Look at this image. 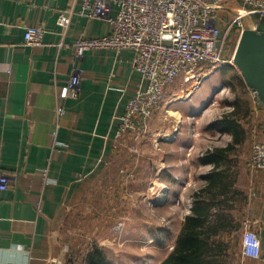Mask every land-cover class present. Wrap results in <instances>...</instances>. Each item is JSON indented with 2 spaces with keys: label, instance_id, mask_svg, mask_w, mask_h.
<instances>
[{
  "label": "crops",
  "instance_id": "0c3cea01",
  "mask_svg": "<svg viewBox=\"0 0 264 264\" xmlns=\"http://www.w3.org/2000/svg\"><path fill=\"white\" fill-rule=\"evenodd\" d=\"M70 3L0 0V173L10 176L7 189H0V264H56L57 259L67 256L69 244H74L72 225L84 230H108L122 223L117 238L108 239L113 236L104 234L90 241L128 244L126 251L115 253L119 259L114 264H161L173 251L191 213L190 205L183 206V212L175 201L192 195L204 184L201 176L213 167L200 162L208 150L201 149L200 134L202 124L214 113L208 110L221 101L217 95L222 96L229 86L217 83L218 92L211 99L205 101L207 95L202 92L184 106L182 101L172 103L177 100L175 94L189 90L186 100L190 99L193 88L201 83L190 89L182 87L185 83L170 87L165 103L149 122L143 155L135 156L124 147L117 149L115 138L122 115L144 82L143 77L133 66L132 49L88 50L77 61L82 70L79 97L60 98L59 92L68 83L74 66V43L79 38L112 32L109 20L88 19L78 13L73 14L64 32L59 12ZM231 9L228 2L219 11V24L224 28L227 20L222 22V18L232 20L236 14ZM116 14L114 8L112 15ZM36 23H44L47 28L42 46L25 43L26 26ZM261 24L260 31H264V20ZM244 84L242 97L248 111L239 119L246 129V140L238 147L248 149V141L251 145L248 151L242 149L238 168L246 172L245 163L255 139L252 120L257 106L249 97V86ZM232 102L229 106L233 108ZM59 106L65 109L62 115ZM225 112L206 122L210 125ZM258 115L260 126L264 123V107ZM209 129L223 136V145L218 142L214 146L233 142L231 131ZM122 168L131 174L128 178L120 172ZM200 169L201 185L195 187V173ZM246 177L243 189L248 202L237 213L240 218L247 216L249 228L258 232L262 254L260 258L242 255L243 227L239 234L222 236L227 243L226 264H264V170ZM146 195L162 204L137 203ZM236 235H240L238 239Z\"/></svg>",
  "mask_w": 264,
  "mask_h": 264
},
{
  "label": "built area",
  "instance_id": "2783aa9c",
  "mask_svg": "<svg viewBox=\"0 0 264 264\" xmlns=\"http://www.w3.org/2000/svg\"><path fill=\"white\" fill-rule=\"evenodd\" d=\"M231 2V1H230ZM233 2V1H232ZM237 2V0H236ZM236 14L219 24V11L224 9V0H71L67 9L60 10L59 23L66 32L72 16L78 13L88 19L105 18L112 24V32L104 36L79 38L74 43L75 61L68 83L59 92L61 99L77 98L81 92L82 70L77 65L85 52L100 48L132 49L133 66L143 77V83L129 100L122 122L116 134V148H128L140 155V145L148 136V125L155 112L166 101L168 89L183 77L185 82L202 79L218 66L225 65L223 49L226 39L224 29L237 25L240 36L244 29L260 31L264 20V0H239ZM117 14L112 15V10ZM251 19L252 22H248ZM232 25V26H231ZM47 32L44 23L26 26L25 43L42 46ZM202 71V72H201ZM200 77V78H199ZM250 99L257 108L251 146L245 169L251 174L264 170V123L258 125L259 110L264 107L259 92L249 87ZM65 109L59 106L58 112ZM46 172V171H45ZM128 178L125 168L120 170ZM10 176L0 173V189L9 186ZM160 189V188H159ZM150 200L153 206L155 200ZM192 207V202L190 203ZM249 219L243 221L242 255L260 258L262 244L258 232L249 228ZM65 258L56 264H64Z\"/></svg>",
  "mask_w": 264,
  "mask_h": 264
},
{
  "label": "trees",
  "instance_id": "16d2710c",
  "mask_svg": "<svg viewBox=\"0 0 264 264\" xmlns=\"http://www.w3.org/2000/svg\"><path fill=\"white\" fill-rule=\"evenodd\" d=\"M241 102L240 98L233 101V109L210 124L209 128L231 131L233 142L213 146L200 157L201 163L213 167L201 176L204 184L192 194L191 213L185 218L173 251L161 264H226L227 243L222 236L241 232L244 217L237 212L248 202L246 192L238 188V161L234 157L240 149L238 144L246 140V129L239 117L247 115L248 110ZM107 262L100 248L90 253L88 264Z\"/></svg>",
  "mask_w": 264,
  "mask_h": 264
},
{
  "label": "rangeland",
  "instance_id": "374dc122",
  "mask_svg": "<svg viewBox=\"0 0 264 264\" xmlns=\"http://www.w3.org/2000/svg\"><path fill=\"white\" fill-rule=\"evenodd\" d=\"M230 1L232 4V9L234 11L241 4V2H238L239 0H237V2H236V0H224L225 4H223V5H225V7H226L227 3ZM238 3H240V4H238ZM232 9L229 11H232ZM249 21H251V19H249L248 22ZM229 25H230V22L228 23V28L224 29V33L226 34V39H225V44H224V49H223V57H224V60H227V61L231 60V61L227 62L225 65L218 66L214 70L212 69V71L207 70V68H211V67L208 65H205L203 70H206V73H209V74L202 79L200 85L193 88V91L190 94L191 98L186 100V96L188 95L189 90H183V91H180L179 93H176L174 97L177 100L172 101V103L173 102L176 103L177 101H182L181 105L184 106L190 102L192 103L193 100H196L202 92H206L207 98L205 101H207L208 99H211L216 92H218L219 87L217 86V83L226 82L229 86V88H228L229 90H225L222 93V96L217 95L218 99H220V97H222L221 101H219V104L215 108L212 107L210 110H208V111H214V113L212 115H209V118H208L209 120H206V121H209V123H210V121L212 122L215 117H218V115L220 113H223L224 111L232 110L233 108L229 106V103L232 101H235L236 97H237V99L240 98L242 100L241 104L244 105L245 108L247 107L246 102H244L245 99H243V97H242L243 90H244L245 86H241L242 84H244L245 80L242 76L241 70L238 68V66L234 62V55H235V51H236V48H237V45H238V42L240 39V33L236 28L237 27L236 24L233 26L231 25L232 27L230 28V30H228ZM180 83L181 84L185 83V85L182 86L183 88L190 89L197 84V80L185 82L184 78L180 77L176 81V83L173 84L171 87H177L178 85L181 86ZM169 92H170V90H169ZM193 110L194 111H200V108H196V110L194 108ZM206 121L202 124L203 125L202 126L203 131L200 134V138L202 137V139L199 140L200 144H201L200 145L201 149L202 150L209 149L208 148L209 145L214 146V145L218 144V142H220L219 145H223V141H222L223 136L219 135L214 130H210L209 129L210 125H208L209 123ZM145 144H147V143H145ZM141 145H140V155H143L142 152L144 150L145 145L143 144L142 147H141ZM250 145L251 144L248 141L246 144L248 149L250 148ZM242 149H245L246 151H248V149L241 147V149H239L240 151H238L240 153L237 152V154L235 155V159H237V161H238V157L240 156V154L242 152ZM203 152H205V151H203ZM135 156H137V155H135ZM237 167H238V165H237ZM201 171L202 170L200 169L195 173V175H196L195 177L197 178V182H198L195 187H197V186L199 187L201 185V181L199 180L200 176L202 175ZM237 171H239L238 172L239 173L238 188L243 189V188H245L243 181L245 178H247L246 174H248V175H251V174L248 171L244 172V169H242V168L241 169L237 168ZM239 185H241V187ZM177 199L178 200H176L174 204L181 207V210L183 212L184 211L186 212V208H183V206H189L190 205V203L192 202V195H184V196H181V198H177ZM150 200H153V198L151 196L146 195L145 197H141L137 203L153 206V204L151 203ZM131 204L132 205L134 204V202L132 200H131ZM135 206H137V204ZM246 217L247 216H244V219H246ZM148 219H151V218H148ZM244 219H243V221H244ZM140 222L147 223L144 220H140L139 223ZM149 222H151V221L149 220ZM123 225H124V223L119 224L115 228H109L108 230L98 229L96 227L95 228L94 227L87 228L84 230V229H79L75 225H72L70 230L72 231V233L74 231V235L72 233H70V236H72V237L74 236L73 239H75V240H74V244H72V243L69 244V246L67 248V251H66L67 256H65V261L69 256L70 257L68 258V262L64 263V264H88V259H89L90 253L94 252L95 248H97V247L100 248V246H102V250L104 252V255L106 256V259H108L109 262H112V264H114L115 260L119 259V257H115V253L126 251L125 248H127L128 244H126V243L123 244V243H120L119 240H116V242L114 244H105L104 245V244H100L99 240H97V239H92L90 241V238L91 237L97 238L98 236H100V235L102 236L104 234H106L108 236H113L111 238L108 237V239H112L114 237L117 238V236L122 231ZM239 236L240 235H236V239H238ZM120 255H123L124 257L126 256L124 254H119V256Z\"/></svg>",
  "mask_w": 264,
  "mask_h": 264
},
{
  "label": "water",
  "instance_id": "95a60500",
  "mask_svg": "<svg viewBox=\"0 0 264 264\" xmlns=\"http://www.w3.org/2000/svg\"><path fill=\"white\" fill-rule=\"evenodd\" d=\"M246 84L259 92L264 103V31L253 28L243 30L234 55ZM155 205L162 204L159 199Z\"/></svg>",
  "mask_w": 264,
  "mask_h": 264
},
{
  "label": "bare ground",
  "instance_id": "6f19581e",
  "mask_svg": "<svg viewBox=\"0 0 264 264\" xmlns=\"http://www.w3.org/2000/svg\"><path fill=\"white\" fill-rule=\"evenodd\" d=\"M170 110V109H169ZM171 111V110H170ZM169 119V118H168Z\"/></svg>",
  "mask_w": 264,
  "mask_h": 264
}]
</instances>
